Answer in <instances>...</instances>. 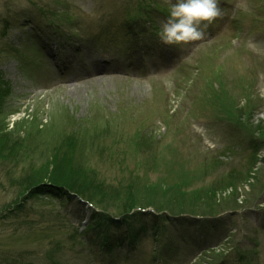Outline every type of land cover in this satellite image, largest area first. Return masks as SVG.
Listing matches in <instances>:
<instances>
[{
	"label": "rangeland",
	"instance_id": "obj_1",
	"mask_svg": "<svg viewBox=\"0 0 264 264\" xmlns=\"http://www.w3.org/2000/svg\"><path fill=\"white\" fill-rule=\"evenodd\" d=\"M140 2L0 0V71L12 89L1 77L0 257L103 264L91 242L73 238L85 228L88 241L107 230L118 237L119 256L134 232V254L120 264H264V0H219L223 17L179 46L159 42ZM153 12L160 27L166 11ZM129 24L138 33L128 36ZM132 37L136 65L147 37L159 55L146 62L166 69L127 72ZM85 60L107 74L69 78L65 65ZM74 135L98 140L79 151L66 143ZM53 173L75 176L98 210L31 196L60 183ZM149 205L216 218L136 214L111 226V216Z\"/></svg>",
	"mask_w": 264,
	"mask_h": 264
},
{
	"label": "clouds",
	"instance_id": "obj_2",
	"mask_svg": "<svg viewBox=\"0 0 264 264\" xmlns=\"http://www.w3.org/2000/svg\"><path fill=\"white\" fill-rule=\"evenodd\" d=\"M166 17L156 32L164 45L202 40L205 30L220 16L219 0H168Z\"/></svg>",
	"mask_w": 264,
	"mask_h": 264
},
{
	"label": "trees",
	"instance_id": "obj_3",
	"mask_svg": "<svg viewBox=\"0 0 264 264\" xmlns=\"http://www.w3.org/2000/svg\"><path fill=\"white\" fill-rule=\"evenodd\" d=\"M97 135L93 136L91 139L88 138V140H87V137H84V138L81 137L80 138V137L74 135V138H76V139L70 138L71 140L69 142H66V143H68L69 145H72L73 148L78 147L79 151L80 150L83 151L86 149V146L88 145L87 144L88 141L91 144L92 143L94 144V142H97V140H98ZM72 152H74V151H71L70 154H72ZM50 176L47 177V174H41V175H39V178L41 179L40 181H42L43 177H47L50 179V181L60 182V183H58V184L56 183L55 185H50V186L44 185L45 187L40 186L38 190L36 188L32 187L33 191H31V193H32L31 196H33V195H45L48 198H58V197L64 198L65 197V198H67V200L70 201V200H75V198H73L70 195V192L80 194L79 186L75 187L76 186L75 183L77 181L75 176H72L70 174H65V173H63V174L53 173ZM32 184H34V183H32ZM32 184L30 186H28V188L31 187ZM74 189L77 191H74ZM95 216L102 217L103 215L97 213V214H95ZM110 223H111V226L112 225L115 226L117 224L116 222H111V221H110ZM116 226H118V225H116ZM104 228L107 229V227H104ZM78 229L79 228H77V231L75 232V234H73V238L77 239V241L81 244V248L82 247L85 248L87 243L91 242L92 247L93 248H94V246L98 247V249H100V253L103 254V256H106L107 254H110V255L115 254L114 253V245L116 246L115 243L118 241V238L114 235L112 236L108 232V230L106 232H103L100 235V237L99 236L96 238L94 237V241H88V239L86 238L88 231L85 230V228H84V230L82 229L83 231L81 230L77 235V232L79 231ZM145 230H146V228L144 230L142 228L141 233L145 232ZM130 236H132V237L130 238L129 244L133 245L136 242V237H135L136 235L134 234L133 231H130ZM0 258H1L0 264H33V261L28 262V260L25 257H23V255H21L20 252L15 254V255H6L5 253H2ZM105 262L108 264H111V260H109V258L106 259Z\"/></svg>",
	"mask_w": 264,
	"mask_h": 264
},
{
	"label": "bare ground",
	"instance_id": "obj_4",
	"mask_svg": "<svg viewBox=\"0 0 264 264\" xmlns=\"http://www.w3.org/2000/svg\"><path fill=\"white\" fill-rule=\"evenodd\" d=\"M82 68L77 67V65L74 66L73 69H66V73L70 72V74L68 75L69 78H72V80H76V81H90L92 80L91 78L93 77L94 73L97 72V74H99L100 72L103 74H107L106 70H101V69H97V70H93L91 69V67L89 68V65H82ZM74 88H78V86H74Z\"/></svg>",
	"mask_w": 264,
	"mask_h": 264
}]
</instances>
